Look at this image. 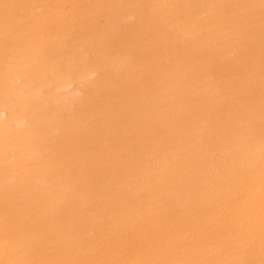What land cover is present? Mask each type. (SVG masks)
I'll return each instance as SVG.
<instances>
[{"label":"bare ground","instance_id":"6f19581e","mask_svg":"<svg viewBox=\"0 0 264 264\" xmlns=\"http://www.w3.org/2000/svg\"><path fill=\"white\" fill-rule=\"evenodd\" d=\"M0 264H264V0H0Z\"/></svg>","mask_w":264,"mask_h":264}]
</instances>
